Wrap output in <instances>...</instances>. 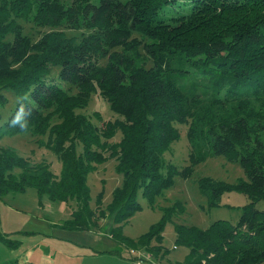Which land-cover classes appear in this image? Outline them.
Wrapping results in <instances>:
<instances>
[{
    "label": "trees",
    "instance_id": "obj_1",
    "mask_svg": "<svg viewBox=\"0 0 264 264\" xmlns=\"http://www.w3.org/2000/svg\"><path fill=\"white\" fill-rule=\"evenodd\" d=\"M94 94L115 117L86 113ZM179 125L189 144L180 169L164 157ZM21 134L50 151L58 171L1 146L0 196L33 188L40 206L63 202L71 213L59 226L70 229L125 221L139 193L154 207L176 175L226 156L243 176H203L198 189L211 205L233 189L247 202L235 224L174 222L175 244L188 249L176 264H264L255 206L264 201V0H0V140ZM108 160L121 182L106 206L98 192L92 207L87 175ZM160 207L137 240L116 226L111 236L157 258L164 225L185 211L181 201Z\"/></svg>",
    "mask_w": 264,
    "mask_h": 264
},
{
    "label": "rangeland",
    "instance_id": "obj_2",
    "mask_svg": "<svg viewBox=\"0 0 264 264\" xmlns=\"http://www.w3.org/2000/svg\"><path fill=\"white\" fill-rule=\"evenodd\" d=\"M70 0H66V2ZM25 32L36 34L35 28L23 21ZM26 33V34H27ZM98 112L104 119L116 115L108 108L97 94L92 95L86 113ZM180 137L173 141L164 157L168 162L181 168L187 163L189 144L185 125H179ZM118 140V136L115 137ZM114 140V141H115ZM12 146L23 155H30L34 160L46 158L58 171L59 163L54 155L44 146L38 145L36 138L29 134L3 137L1 146ZM209 176L228 183H237L243 176L238 163L230 161L226 156L209 157L194 167L190 178L174 177V183L164 189L157 197L155 206L151 207L146 198L139 193L141 207L127 220L114 222L113 219L99 218V228L70 229L59 225L69 217V206L63 202H51L47 198L40 206L36 191L28 188L23 193L0 196V264H176L182 262L188 249L175 244L174 222L207 227L217 219L227 220L235 224L240 216V209L247 202L237 189L225 191L221 195L219 205H211L196 184V180ZM121 182L114 161L108 160L100 164L87 175L90 187L91 206H95L96 195L102 192L101 207L111 199L112 190ZM175 201L184 205V213L168 221L163 228L161 245L163 254L157 258L149 257V253L140 247H133L125 240L112 237L113 227H119L123 237L137 240L147 233L150 227L161 218V207ZM74 205V203L72 202ZM256 208L264 210V201L256 203ZM112 228V229H111ZM119 232V230H118ZM126 242V243H125ZM154 243V242H153Z\"/></svg>",
    "mask_w": 264,
    "mask_h": 264
},
{
    "label": "crops",
    "instance_id": "obj_3",
    "mask_svg": "<svg viewBox=\"0 0 264 264\" xmlns=\"http://www.w3.org/2000/svg\"><path fill=\"white\" fill-rule=\"evenodd\" d=\"M43 204H44V201H43ZM69 209H70V206H69ZM70 213H71V210L69 211V216H70ZM150 264H153V262H151Z\"/></svg>",
    "mask_w": 264,
    "mask_h": 264
},
{
    "label": "built area",
    "instance_id": "obj_4",
    "mask_svg": "<svg viewBox=\"0 0 264 264\" xmlns=\"http://www.w3.org/2000/svg\"><path fill=\"white\" fill-rule=\"evenodd\" d=\"M136 264H141L140 261H137Z\"/></svg>",
    "mask_w": 264,
    "mask_h": 264
}]
</instances>
